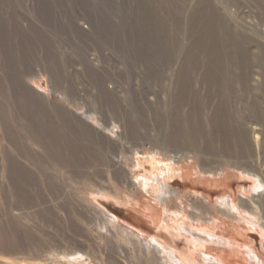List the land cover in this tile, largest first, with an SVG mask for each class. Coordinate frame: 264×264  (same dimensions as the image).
Returning <instances> with one entry per match:
<instances>
[{
	"label": "rangeland",
	"instance_id": "rangeland-1",
	"mask_svg": "<svg viewBox=\"0 0 264 264\" xmlns=\"http://www.w3.org/2000/svg\"><path fill=\"white\" fill-rule=\"evenodd\" d=\"M0 264H264V0H0Z\"/></svg>",
	"mask_w": 264,
	"mask_h": 264
}]
</instances>
